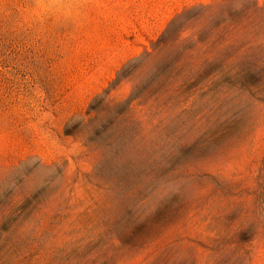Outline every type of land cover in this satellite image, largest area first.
<instances>
[{
	"label": "rangeland",
	"instance_id": "obj_1",
	"mask_svg": "<svg viewBox=\"0 0 264 264\" xmlns=\"http://www.w3.org/2000/svg\"><path fill=\"white\" fill-rule=\"evenodd\" d=\"M0 11V264H264V0Z\"/></svg>",
	"mask_w": 264,
	"mask_h": 264
},
{
	"label": "clouds",
	"instance_id": "obj_2",
	"mask_svg": "<svg viewBox=\"0 0 264 264\" xmlns=\"http://www.w3.org/2000/svg\"><path fill=\"white\" fill-rule=\"evenodd\" d=\"M88 0H28L18 14L22 25H39L47 20L68 19L74 12L73 5L86 4ZM5 0H0V11L4 9Z\"/></svg>",
	"mask_w": 264,
	"mask_h": 264
}]
</instances>
